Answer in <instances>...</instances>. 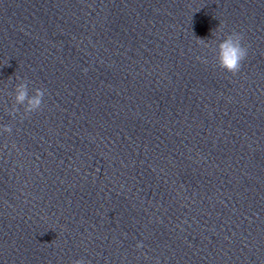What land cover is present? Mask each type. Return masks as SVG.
Here are the masks:
<instances>
[{"label":"clouds","instance_id":"clouds-1","mask_svg":"<svg viewBox=\"0 0 264 264\" xmlns=\"http://www.w3.org/2000/svg\"><path fill=\"white\" fill-rule=\"evenodd\" d=\"M247 57L248 46L244 43L243 33L232 30L231 32L223 33L221 36L217 37L215 59L220 68L235 76L241 71L243 62ZM197 59H201L202 62L207 63L206 59L201 57H197ZM17 79L20 78L17 77ZM28 84L29 82L24 79L15 85L13 94L14 103L12 108L8 111L9 115L15 116V114L19 112L20 106H23L24 116H29L42 110L46 90L36 88L30 95ZM2 131L11 134L13 127L12 125H3ZM140 246V244L137 245V247ZM72 264H86V261L77 259L74 260Z\"/></svg>","mask_w":264,"mask_h":264}]
</instances>
